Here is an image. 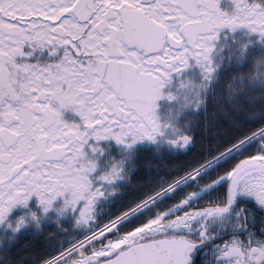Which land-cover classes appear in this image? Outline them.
<instances>
[{
	"label": "snow or ice",
	"instance_id": "snow-or-ice-1",
	"mask_svg": "<svg viewBox=\"0 0 264 264\" xmlns=\"http://www.w3.org/2000/svg\"><path fill=\"white\" fill-rule=\"evenodd\" d=\"M232 3L0 0V264H264V0Z\"/></svg>",
	"mask_w": 264,
	"mask_h": 264
},
{
	"label": "flooded vegetation",
	"instance_id": "flooded-vegetation-1",
	"mask_svg": "<svg viewBox=\"0 0 264 264\" xmlns=\"http://www.w3.org/2000/svg\"><path fill=\"white\" fill-rule=\"evenodd\" d=\"M221 7L223 9H225L226 11H232L234 8V5L232 3V0H221ZM229 31L230 30H228V29L224 30L225 33L229 32ZM244 32H246V29H240L234 35L238 36L239 34H243ZM45 58L46 57H41L42 60ZM33 59H35V58H33ZM65 117H66V119H69V120H76V121L79 120V117L76 116L74 113H71V112L66 113Z\"/></svg>",
	"mask_w": 264,
	"mask_h": 264
},
{
	"label": "rangeland",
	"instance_id": "rangeland-1",
	"mask_svg": "<svg viewBox=\"0 0 264 264\" xmlns=\"http://www.w3.org/2000/svg\"><path fill=\"white\" fill-rule=\"evenodd\" d=\"M238 37H243V34H239ZM252 39H257V37L253 36ZM260 48V45L253 46L250 48V52L255 53Z\"/></svg>",
	"mask_w": 264,
	"mask_h": 264
}]
</instances>
